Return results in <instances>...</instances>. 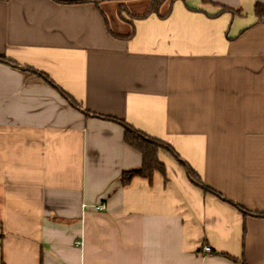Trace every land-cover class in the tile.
Returning <instances> with one entry per match:
<instances>
[{
	"label": "crops",
	"instance_id": "1",
	"mask_svg": "<svg viewBox=\"0 0 264 264\" xmlns=\"http://www.w3.org/2000/svg\"><path fill=\"white\" fill-rule=\"evenodd\" d=\"M136 2L0 0V264H264V0Z\"/></svg>",
	"mask_w": 264,
	"mask_h": 264
},
{
	"label": "trees",
	"instance_id": "2",
	"mask_svg": "<svg viewBox=\"0 0 264 264\" xmlns=\"http://www.w3.org/2000/svg\"><path fill=\"white\" fill-rule=\"evenodd\" d=\"M55 1L63 2V3H76V4L82 3V2H92L97 7H99V3L102 0H55ZM166 1L167 0H151L148 12L141 14V15H132V16L136 17V18L146 17L149 14H151V12H152V13L158 14L161 17H166V15L168 16L170 10H168L166 13H163V14H160V12H159L161 5ZM171 1H173V0H171ZM124 9H125L124 5H121L119 7L120 14H121V11ZM223 9L230 11V12H233L232 9H230L228 7H224ZM255 12H256L257 16L259 17V19H262L264 17V4L257 2V4L255 5ZM122 17H123V15H122ZM114 35L116 37H120V38L131 36V35H126V36L121 35L120 36V34H114ZM0 61L4 62V63H8V64H13V65L18 64V63L16 64V62L11 60V59H8L6 57H1V56H0ZM29 69L35 74V76L37 78L42 79L43 81L45 80L48 83H50L52 86L56 87L65 98L69 99L70 103L73 104V106L80 107V104L72 96H70L67 92H65L63 89H61L59 86H57L56 83L48 75H46L44 72H38L33 68H29ZM104 118H107V119H110V120H113V121H116V122L122 124L124 127V141L129 146L138 150L142 154V162L143 163H142L141 168L131 170V171H125L122 175V180H121L122 185L129 184L131 182V180L133 178H135L136 176L145 177V178H149L150 180H152V177H153V174L155 171H160L165 175V173H166L165 165L159 160V157H158V152L161 148L171 152L178 159L180 158L179 155L176 154V152L174 150L175 148H173L167 142H165L161 139L149 136L145 132H142L141 130L134 128L129 123H127L123 120H120L118 118H115L112 116H104ZM193 181L196 185H198L199 187L204 189L205 193L208 192V193H212V194L221 196L219 192H217L213 188L206 185V183L204 184L199 178L194 176ZM242 210L246 211L247 213L249 212V211L244 210V209H242ZM258 216H264V214H258Z\"/></svg>",
	"mask_w": 264,
	"mask_h": 264
},
{
	"label": "rangeland",
	"instance_id": "3",
	"mask_svg": "<svg viewBox=\"0 0 264 264\" xmlns=\"http://www.w3.org/2000/svg\"><path fill=\"white\" fill-rule=\"evenodd\" d=\"M146 4V0H139V2H136L133 5H129L128 7L130 8L131 11H136L139 12L141 10V7ZM108 13V19L110 24L112 25L113 28H116V16L113 14L112 10L107 9Z\"/></svg>",
	"mask_w": 264,
	"mask_h": 264
},
{
	"label": "built area",
	"instance_id": "4",
	"mask_svg": "<svg viewBox=\"0 0 264 264\" xmlns=\"http://www.w3.org/2000/svg\"><path fill=\"white\" fill-rule=\"evenodd\" d=\"M106 206H105V203H100V204H97L96 205V208L97 209H104ZM77 243H80V242H77ZM203 250L205 251V252H211V247L209 246V245H204L203 246Z\"/></svg>",
	"mask_w": 264,
	"mask_h": 264
}]
</instances>
